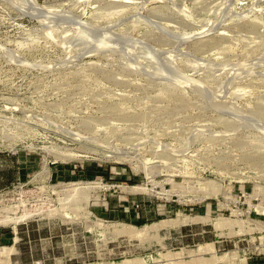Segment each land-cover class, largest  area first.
<instances>
[{
	"label": "rangeland",
	"instance_id": "1",
	"mask_svg": "<svg viewBox=\"0 0 264 264\" xmlns=\"http://www.w3.org/2000/svg\"><path fill=\"white\" fill-rule=\"evenodd\" d=\"M22 215L8 264H264V0H0Z\"/></svg>",
	"mask_w": 264,
	"mask_h": 264
},
{
	"label": "bare ground",
	"instance_id": "2",
	"mask_svg": "<svg viewBox=\"0 0 264 264\" xmlns=\"http://www.w3.org/2000/svg\"><path fill=\"white\" fill-rule=\"evenodd\" d=\"M71 157H76V155L75 154H73V153H71L70 151H64V152H62V153H60V155H58V159L59 158H63V159H65V158H71ZM108 157H110V155L108 156ZM77 185L79 184V183H76ZM75 183L74 184H71V185H76ZM69 185V184H68ZM67 185V187H70V186H68ZM76 185V186H77ZM89 185H91V184H85V183H80V185H79V189L81 188V187H83V190H85V187L87 188ZM92 188V187H91ZM88 189V188H87ZM132 189H138V191L140 190V189H142V188H140V187H132ZM132 189H131V191H132ZM68 190V189H67ZM80 190H82V188L80 189ZM130 190V189H129ZM143 190V189H142ZM178 214V213H177ZM181 215V214H180ZM6 216V215H5ZM2 217V218H0V225H2V226H11L12 227V229H15V225L19 222V221H21V220H23V219H26V217L25 216H21V217H19V218H15V219H13V218H10V217ZM25 217V218H24ZM178 218V217H177ZM176 218V220L174 219V220H170V221H164L165 222V224H168V223H170V222H172V223H174V222H177V219ZM188 217L187 216H183V219H181V222L182 221H184V220H186ZM195 218H199V217H195ZM200 219V218H199ZM204 219V218H203ZM194 220V218L193 219H191V222ZM201 220V219H200ZM188 221V220H187ZM164 222H160V223H155V224H152V226L154 227L155 226V228L156 227H158V226H156V225H158V224H160V226H162L163 224H164ZM177 223H179V222H177ZM183 223V222H182ZM186 223V222H185ZM101 223L99 222V224L98 225H100ZM162 224V225H161ZM125 226V224H122L121 225V227H122V229H121V231L122 232H120V233H123V230H124V227ZM147 226H143V228H146ZM126 228H128V227H126ZM130 228H132V227H130ZM142 228V229H143ZM141 229V230H142ZM147 229V228H146ZM158 229V228H157ZM127 231H129V230H127ZM127 231H126V233H127ZM117 232V231H116ZM125 232V231H124ZM130 232V231H129ZM128 232V233H129ZM133 233V232H132ZM15 250H14V248L13 247H4V246H0V264H8V262H9V258H10V255L14 252ZM203 251H210V252H212L213 250H212V245H207V246H203V247H199V249L196 251L197 253L199 252V254L202 252V253H204ZM213 254V253H212ZM197 255V254H196ZM217 261H221V262H223V263H228L229 261H230V259L228 258L227 259V257H226V255H224V256H221V257H217L216 258V262ZM203 262V261H202ZM231 262V261H230ZM118 264H129V262L128 261H123V262H120V263H118ZM131 264V263H130Z\"/></svg>",
	"mask_w": 264,
	"mask_h": 264
}]
</instances>
